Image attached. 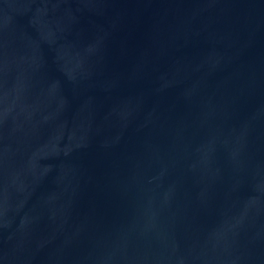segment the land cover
I'll return each mask as SVG.
<instances>
[{
  "label": "water",
  "instance_id": "1",
  "mask_svg": "<svg viewBox=\"0 0 264 264\" xmlns=\"http://www.w3.org/2000/svg\"><path fill=\"white\" fill-rule=\"evenodd\" d=\"M0 264H264V0H0Z\"/></svg>",
  "mask_w": 264,
  "mask_h": 264
}]
</instances>
